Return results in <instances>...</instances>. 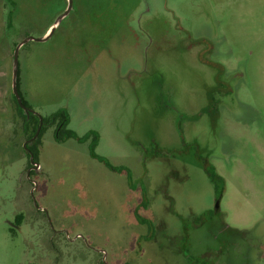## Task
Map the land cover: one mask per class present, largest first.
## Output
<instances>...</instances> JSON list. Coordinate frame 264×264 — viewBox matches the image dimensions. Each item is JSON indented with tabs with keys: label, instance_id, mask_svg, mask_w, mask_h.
<instances>
[{
	"label": "rangeland",
	"instance_id": "1",
	"mask_svg": "<svg viewBox=\"0 0 264 264\" xmlns=\"http://www.w3.org/2000/svg\"><path fill=\"white\" fill-rule=\"evenodd\" d=\"M2 87L0 264H264V0H0Z\"/></svg>",
	"mask_w": 264,
	"mask_h": 264
},
{
	"label": "trees",
	"instance_id": "2",
	"mask_svg": "<svg viewBox=\"0 0 264 264\" xmlns=\"http://www.w3.org/2000/svg\"><path fill=\"white\" fill-rule=\"evenodd\" d=\"M18 89V86H16ZM22 103L26 106L25 102L22 100ZM19 107V106H18ZM30 115H33L30 111ZM40 117H36V126L38 128L39 123H40ZM44 120H42V125L44 124ZM69 123V116L65 111H60L55 115H52L48 121V125H56V130H55V140L57 142H63L71 138H75L76 136L67 129V125ZM42 129V128H41ZM38 141V140H37ZM206 172L211 179L212 182L216 185L217 188H222L223 186V180L217 176L211 166L206 167Z\"/></svg>",
	"mask_w": 264,
	"mask_h": 264
},
{
	"label": "water",
	"instance_id": "3",
	"mask_svg": "<svg viewBox=\"0 0 264 264\" xmlns=\"http://www.w3.org/2000/svg\"><path fill=\"white\" fill-rule=\"evenodd\" d=\"M45 39H46V37L41 38V39H37L35 41H37V42H43ZM29 40L30 39H26V40L22 41L21 43H19V45L17 46V48H16V50L14 52V62H15V68H16L15 69V72H14V77L17 76V52H18L19 48L21 46H23ZM13 93H14V96H15V99H16V102H17L18 106L24 112L29 113L30 110L22 103V100L20 98V95H19V92H18V89H17L16 85H14ZM39 121H40V123H39V127L37 129V132H36L35 136L29 142H32L37 137V135H38V133H39L41 127H42V119L40 118ZM24 147L26 148V144L24 145ZM28 152L30 153V151H28ZM30 155H31V163H33V156H32L31 153H30Z\"/></svg>",
	"mask_w": 264,
	"mask_h": 264
},
{
	"label": "crops",
	"instance_id": "4",
	"mask_svg": "<svg viewBox=\"0 0 264 264\" xmlns=\"http://www.w3.org/2000/svg\"><path fill=\"white\" fill-rule=\"evenodd\" d=\"M5 96H4V91H3V87L0 88V105L3 104L2 101L4 100Z\"/></svg>",
	"mask_w": 264,
	"mask_h": 264
}]
</instances>
